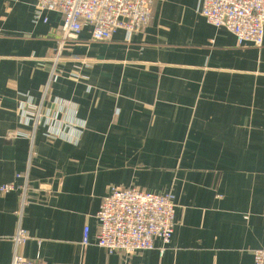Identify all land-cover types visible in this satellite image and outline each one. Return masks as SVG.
Segmentation results:
<instances>
[{"label":"crops","instance_id":"0c3cea01","mask_svg":"<svg viewBox=\"0 0 264 264\" xmlns=\"http://www.w3.org/2000/svg\"><path fill=\"white\" fill-rule=\"evenodd\" d=\"M36 5L0 0V188L17 187L0 192V264H11L20 227L30 236L21 254L46 264H254L264 44L240 47L200 15L201 0H162L142 32L98 41L86 26L58 56L63 18ZM29 103L48 125L22 121ZM112 187L173 196L163 254L159 239L132 256L98 247Z\"/></svg>","mask_w":264,"mask_h":264},{"label":"built area","instance_id":"2783aa9c","mask_svg":"<svg viewBox=\"0 0 264 264\" xmlns=\"http://www.w3.org/2000/svg\"><path fill=\"white\" fill-rule=\"evenodd\" d=\"M160 1L37 0L36 7L39 15L54 12L62 16L63 25L57 41L58 56H61L63 51L75 45L86 26L91 27L92 36L98 41H109L119 30L129 36L142 32L152 20L154 5ZM199 13L208 24L233 34L240 47L261 48L264 44V0H201ZM22 117V121L32 123L35 129L49 124L42 108L30 103L27 110L22 111ZM53 134L50 137H54ZM27 186L28 179L23 187L22 208L30 205ZM16 190L14 184L0 188L2 193ZM97 219V245L108 254L122 252L132 256L154 250L157 239L164 245L160 250L163 254L175 232L176 205L170 194L112 187L103 199ZM29 239V233L20 227L12 239L14 252L11 264H46L21 254V248ZM82 245H90L88 227L84 229ZM253 257L254 264H264V249L254 251Z\"/></svg>","mask_w":264,"mask_h":264}]
</instances>
